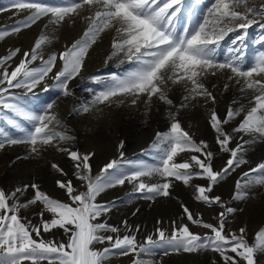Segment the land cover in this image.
<instances>
[{
  "label": "snow or ice",
  "instance_id": "snow-or-ice-1",
  "mask_svg": "<svg viewBox=\"0 0 264 264\" xmlns=\"http://www.w3.org/2000/svg\"><path fill=\"white\" fill-rule=\"evenodd\" d=\"M182 7V0H63L59 5L45 4L39 0H13L15 14L24 15L9 28L0 29V41L31 28L46 17L54 26H59L66 19L82 17L87 27L80 39L70 46L66 45L59 53L51 52L45 57L44 49L52 37L42 31L30 50L21 54L20 48H15L0 57V110L15 113L31 124L30 128H23L9 120V124L20 128L22 135L13 137L0 128V149L6 145L25 144L31 154L39 155L47 147H54L66 153L74 162V175L81 181L84 190L74 187L71 180H58L57 186L68 197V201H62L49 196L36 183L16 187L12 192L0 189V264H107L114 256L129 254L136 257L133 264H154L139 257L141 254H151L156 249H164V255L169 250L177 253L210 251L219 255L222 264H256V253L264 252V228L255 234L253 243L246 238L243 227L238 230L239 234L226 233L227 216L236 210L225 205L220 196L211 193L231 172L248 163L243 155L244 144L264 141V53L253 66L244 68L238 51L234 57L220 62L215 56L214 46L233 31H240L239 38L242 39L253 25L264 28V2L257 5L253 0H214L202 22L178 31L176 20ZM47 27L46 24L45 29ZM106 31H114V37L112 51L105 63L120 57V64L130 63L133 67L123 75L91 76L90 79L101 86L98 92H94L92 106L123 103L125 99L135 105L141 98L145 104H150L154 97L173 106L169 91L171 86L177 84H182L186 93L179 108L198 98L205 105H215L217 97L204 80L218 73H228L227 81L234 82L243 97L233 99L224 116H220L215 107L209 109V124L216 133V142L222 152L229 153L220 170L213 168L214 154L207 150V142H196L182 128L176 114L169 113L172 117L170 130L157 133L153 144L154 148H159L157 165L139 163L126 172L124 165L113 159L93 176L89 163L93 154H81L61 146L73 137L66 131H58L65 126L52 111L55 99L40 112L25 109L20 102L22 97L14 89L31 93L43 84L44 91L58 92L56 99L72 97L71 81L80 76L89 50ZM18 55L21 59L12 66L9 62L15 61ZM38 60L39 65L33 66ZM58 61L60 67H57ZM48 80L53 83L48 84ZM229 83H225V91ZM74 110L88 112L90 107ZM233 121L238 122L231 132L226 131L224 126ZM234 133L241 134L239 139L242 143L230 147ZM244 136L250 137L251 141L244 140ZM119 147L122 148L123 144ZM184 153L200 155H191L189 159L177 162V157ZM128 163L132 164L131 161ZM51 167L66 175L59 165L52 163ZM153 176H159L162 182L148 183L144 179ZM194 179H203L207 183L193 185L191 182ZM173 180L192 187L196 201L222 209L218 224L213 225L204 222L199 215L194 216L187 206L181 205L187 220L210 230V234L193 233L188 225L182 224L174 227L171 233L157 228L155 239L149 235L140 243L131 234L133 230L127 221L122 224L129 234L121 236L119 227L100 220L115 205V201L97 203V197L107 189L128 182L133 184L132 195L141 194L146 199L154 200L158 196L171 195ZM256 185L264 186V162L241 174L233 199H245L248 189ZM29 189L33 195L22 199ZM37 204L41 210L37 213L38 222L33 224L20 213L22 209ZM57 229L64 234V240L44 239V234ZM97 245L105 246L97 248ZM212 264L216 262L213 260Z\"/></svg>",
  "mask_w": 264,
  "mask_h": 264
},
{
  "label": "rangeland",
  "instance_id": "rangeland-1",
  "mask_svg": "<svg viewBox=\"0 0 264 264\" xmlns=\"http://www.w3.org/2000/svg\"><path fill=\"white\" fill-rule=\"evenodd\" d=\"M39 2L59 5L63 0H39ZM213 2L214 0H182L183 7L176 20L177 30L180 31L185 26L194 27L197 23L202 22L208 14L207 9ZM253 2L259 5L264 0H253ZM12 4L13 0H0V29L9 28L24 15H16V10L12 8ZM73 20L66 19L59 26H54L49 23L46 17L29 28L33 32L37 31L36 39L42 31L47 32L52 37L51 42L44 49L45 57L51 52L59 53L63 51L66 45L70 46L82 37L87 22L82 17H74ZM46 24L48 27L45 29ZM113 37L114 31H106L98 37L96 44L91 47L80 76L70 83V88L74 92L72 97L56 99L58 92L54 90L44 91L43 84L33 89L31 93H25L23 89H14L13 91L22 98L36 99L39 108H35L34 112H40L47 103L55 99V106L52 111L57 114L58 119L65 126L58 129V131H66L68 135L73 137L71 141L62 143L61 146L68 147L81 154H93L89 161L93 176H96L103 166L113 159L119 160L124 165L126 172L131 171L133 165L139 163L149 166L157 165L159 163V148H154L153 144L157 139V133H166L170 130L172 117L169 113L176 114V119L180 121L182 128L196 142H207V150L214 154L212 159L213 168L214 170H220L229 158V153L222 152L216 142V133L209 124V109L215 107L217 113L224 116L233 99H242L243 97V94L238 91V86L234 82L229 83L227 81L228 73H218L216 76H209L204 80L206 86L217 97L215 105L210 103L205 105L203 100L198 98L187 102L186 107L179 108L186 93L183 85L177 84L171 86L169 91V97L174 102L173 106L166 105L155 97L150 104H145L144 99L141 98L135 105H132L130 100L125 99L123 103L113 102L110 105L92 106L94 92H98L101 86L93 82L90 79L91 76L108 77L113 73L123 75L133 67L130 63L120 64V57H116L105 66L99 69L96 68L105 63L106 57L112 51ZM239 37L240 31L226 34L214 46L215 56L218 61L223 62L234 57L238 51L242 58V67H251L256 59L264 53V28L253 25L247 29L245 37L242 39ZM35 40L26 41L25 43L23 37L12 34L7 36V45L10 48L9 51L20 48L24 52L32 48ZM38 62L40 63L39 60ZM9 63L13 65V61ZM57 67H60L59 61ZM47 83L51 85L53 82L48 80ZM225 83H229L226 91L224 90ZM213 85H215V88H213ZM22 103L25 108L33 110L30 108L28 101ZM83 106H89L90 110L88 112L74 110ZM3 111L0 110V119ZM12 117L20 119L15 116ZM237 122L233 121L225 125V130L231 132ZM233 135L234 139L230 147L242 143L239 139L241 134L234 133ZM244 140L251 141V138L244 136ZM121 143L123 144L122 148L119 147ZM244 149L243 155L248 163L237 168L220 181L214 187L211 195L220 196L225 205L236 210L227 216L225 232L239 234L238 230L243 227L246 229V238L250 243H253L255 234L264 228V186L251 187L248 189V196L243 200H235L233 196L236 190V182L241 178V174L248 171L249 168L255 167L259 162H264V141L249 142L244 144ZM121 153H123L122 157ZM191 155L200 154H181L177 157V162H183V160L189 159ZM18 157L19 159H17ZM129 161L132 164H129ZM52 163L59 165L66 175L54 170L51 167ZM74 172V162L70 160L68 155L57 151L56 148L51 146L42 150L39 155L31 154L25 144L6 145L4 149H0V189L5 192H12L16 187L25 184L36 183L49 196L68 201L64 190L57 186V181L71 180L73 186L78 188L80 181L76 178ZM144 179L148 183L162 182L159 176ZM191 183L193 185H205L207 181L194 179ZM170 193L171 195L168 197L158 196L154 200H149L141 194L132 195L133 184L128 182L123 186L107 189L97 197V203L104 204L115 201V205L110 212L101 216L100 220H106L108 224L119 227L121 236L129 234L122 224L123 221H127L129 228L133 230L131 234H134L140 243H143L149 235H153L155 239L157 228H163L171 233L174 227L178 228L182 224L188 225L193 233L210 234V230L193 225L188 221L181 205L187 206L194 216L199 215L204 222L213 225L218 224L219 213L222 209L216 205L209 207L196 201L194 199V189L185 186L181 181L173 180ZM32 195V190L29 189L22 199H28ZM40 210L41 206L37 204L28 209H22L20 214L35 224L39 220L37 213ZM45 218H48L47 214ZM158 221H162V223H158ZM173 221L175 224H173ZM137 228L139 231H135ZM107 234L115 235L113 233ZM44 239L59 241L64 240L65 236L61 230L57 229L44 234ZM104 246L97 245L96 247L103 248ZM163 253L164 249H156L151 254H141L139 258L144 261H152L154 264H212L213 260L216 264H222L219 255L210 251L193 253L181 251L177 253L169 250L167 255ZM135 258L134 254L114 256L107 264H133ZM255 260L256 264H264V252L258 251ZM25 264H28V262H25ZM41 264H47V262H41Z\"/></svg>",
  "mask_w": 264,
  "mask_h": 264
},
{
  "label": "bare ground",
  "instance_id": "bare-ground-1",
  "mask_svg": "<svg viewBox=\"0 0 264 264\" xmlns=\"http://www.w3.org/2000/svg\"><path fill=\"white\" fill-rule=\"evenodd\" d=\"M29 30L30 29L23 30V31H21L19 33H16V35L17 36L19 35V36L23 37V40L25 39V43H26V41H33V40L36 39L37 31L35 30L33 32V31H31V30L29 31ZM29 32H31V34H29ZM9 49L10 48L7 45V37H6L4 40L0 41V57H3L5 55H7ZM28 50H30V49H28ZM22 53H23V51H21V54ZM20 59H21V56L18 55L15 58V61H13V65L12 66H14L15 63L18 62V60H20ZM105 64L106 63H103L101 66H98L96 68L99 69V68L105 66ZM38 65H39V62L37 61L33 66H38ZM96 68H95V70H96ZM23 101H28L30 108L33 109V110H29V109L25 108L28 111L34 112L35 108H39L38 107V101L36 99L22 98L21 99V103ZM30 102H32V103H30ZM8 116H10V117H8ZM12 116L19 117L15 113H12V112H9V111H6V110H4L1 113L0 128H2V126H3L2 129H4V131L7 132L9 135H11V136H21L22 135V132L20 131V128L14 127L12 124H9L8 123L9 120H13L17 125H20V127H23V128H30L31 127V124L29 122L23 120L21 117H19L20 119L18 120V119L13 118ZM78 189L84 190L81 181H80V184L78 186Z\"/></svg>",
  "mask_w": 264,
  "mask_h": 264
}]
</instances>
